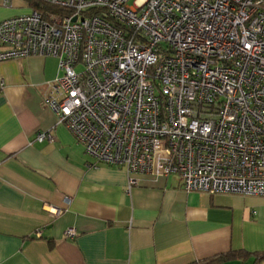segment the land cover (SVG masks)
Segmentation results:
<instances>
[{
    "label": "built area",
    "instance_id": "1",
    "mask_svg": "<svg viewBox=\"0 0 264 264\" xmlns=\"http://www.w3.org/2000/svg\"><path fill=\"white\" fill-rule=\"evenodd\" d=\"M46 1L65 12L0 22V61L57 59L43 104L87 155L264 196V0Z\"/></svg>",
    "mask_w": 264,
    "mask_h": 264
},
{
    "label": "crops",
    "instance_id": "2",
    "mask_svg": "<svg viewBox=\"0 0 264 264\" xmlns=\"http://www.w3.org/2000/svg\"><path fill=\"white\" fill-rule=\"evenodd\" d=\"M32 11L0 0V22ZM57 75L52 56L0 61V264H204L239 251L250 254L216 264H264V196L186 191L176 175L130 184L43 104Z\"/></svg>",
    "mask_w": 264,
    "mask_h": 264
},
{
    "label": "trees",
    "instance_id": "3",
    "mask_svg": "<svg viewBox=\"0 0 264 264\" xmlns=\"http://www.w3.org/2000/svg\"><path fill=\"white\" fill-rule=\"evenodd\" d=\"M27 1L32 6L34 11H37V12L41 13L42 15H45L47 12H52V13H57V14H62L65 12L64 9L53 6V5L49 4L46 0H27ZM238 253L240 255H249L250 254L249 252H241V251L229 252L227 254H221V255H218L216 257L210 258L208 260H204L205 261L204 264H216V263L224 261V260L228 259L229 257L236 255ZM251 254L254 255L253 253H251ZM255 254H257V256L259 258H264V252L255 253ZM190 264H197V263L193 262Z\"/></svg>",
    "mask_w": 264,
    "mask_h": 264
},
{
    "label": "water",
    "instance_id": "4",
    "mask_svg": "<svg viewBox=\"0 0 264 264\" xmlns=\"http://www.w3.org/2000/svg\"><path fill=\"white\" fill-rule=\"evenodd\" d=\"M73 20H75V18H73Z\"/></svg>",
    "mask_w": 264,
    "mask_h": 264
}]
</instances>
